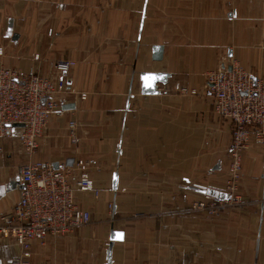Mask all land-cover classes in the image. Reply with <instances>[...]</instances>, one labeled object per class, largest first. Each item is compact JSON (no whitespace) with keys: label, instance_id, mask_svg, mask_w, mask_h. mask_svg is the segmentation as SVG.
I'll return each instance as SVG.
<instances>
[{"label":"crops","instance_id":"0c3cea01","mask_svg":"<svg viewBox=\"0 0 264 264\" xmlns=\"http://www.w3.org/2000/svg\"><path fill=\"white\" fill-rule=\"evenodd\" d=\"M0 49V65L23 74L77 61L62 103L75 108L50 118L34 152L5 143L0 216L19 201L29 160L85 159L101 188L99 198L78 193L91 222L34 241L29 264H264V142L242 154L244 206L187 210L229 195L233 126L215 110L208 75L237 63L264 80V0H0ZM144 72L168 74L158 93H142ZM20 253L0 235V264Z\"/></svg>","mask_w":264,"mask_h":264},{"label":"built area","instance_id":"2783aa9c","mask_svg":"<svg viewBox=\"0 0 264 264\" xmlns=\"http://www.w3.org/2000/svg\"><path fill=\"white\" fill-rule=\"evenodd\" d=\"M41 58L40 52L33 56L35 61ZM76 64L74 59H59L52 76L35 68L23 74L0 65V157L6 141L12 138H17L28 152L39 148L50 118L65 112L62 103L72 92L66 76ZM207 88L216 112L233 126L229 195L196 201L187 210L214 216L248 202L239 192L242 154L251 142H264V80L232 63L230 68L223 66L209 73ZM80 96L86 99L87 93ZM77 126V120L69 121L68 135L74 144L79 140ZM88 165L85 159H76L72 165L29 160L20 167V199L10 212L0 216V235L14 238L21 248L10 264H29L34 241L45 245L50 238L74 233L91 222V211L80 205L78 193L89 192L99 198L101 188L96 186ZM113 207L109 203L111 210Z\"/></svg>","mask_w":264,"mask_h":264},{"label":"water","instance_id":"95a60500","mask_svg":"<svg viewBox=\"0 0 264 264\" xmlns=\"http://www.w3.org/2000/svg\"><path fill=\"white\" fill-rule=\"evenodd\" d=\"M154 58L161 59L163 56V46L155 45L154 46ZM168 74L165 72H144L141 75L142 78V93L144 94H156L158 93L157 84L160 82L167 81ZM62 108L64 110H69L75 108L74 103L63 104ZM69 164V161L67 162ZM114 187L117 188V178L114 181ZM122 234V233H121ZM113 240L121 239L119 238V233L113 232ZM111 256V255H110ZM109 256V259H110Z\"/></svg>","mask_w":264,"mask_h":264},{"label":"rangeland","instance_id":"374dc122","mask_svg":"<svg viewBox=\"0 0 264 264\" xmlns=\"http://www.w3.org/2000/svg\"><path fill=\"white\" fill-rule=\"evenodd\" d=\"M239 192H240V190H239ZM244 197V196H243Z\"/></svg>","mask_w":264,"mask_h":264}]
</instances>
